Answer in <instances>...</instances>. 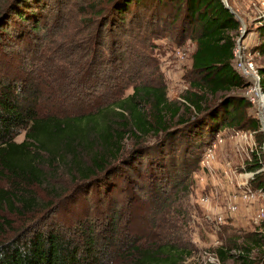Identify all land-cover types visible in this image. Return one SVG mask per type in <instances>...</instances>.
I'll list each match as a JSON object with an SVG mask.
<instances>
[{
	"label": "rangeland",
	"instance_id": "obj_1",
	"mask_svg": "<svg viewBox=\"0 0 264 264\" xmlns=\"http://www.w3.org/2000/svg\"><path fill=\"white\" fill-rule=\"evenodd\" d=\"M16 1L0 0V83H4V79L14 82L31 79V85L26 83L30 95L26 94L29 101L25 107L29 105L40 116L84 115L104 108L112 99L129 96L136 84L163 86L168 101L182 104V97L189 90L195 42L189 34L182 32L179 21L176 24L170 22V7L160 10V21L145 20L143 11L138 12L137 18L128 15L126 32L121 35L124 37L121 41L126 42L125 54L121 63L108 64L111 47L114 48L113 43L117 42V37L109 36V32L119 35L120 31L112 23L101 30L98 17L90 16L105 8L106 0H46L48 8L40 11L37 7L44 0L29 5L23 3L21 10L29 8L32 14L39 13L38 32H33L30 22L17 21L12 11L13 6L18 5ZM89 2L97 3V8L89 9L84 17L87 21L82 22L78 12ZM227 4L242 24V41L238 44L237 40L239 53L234 65L242 75L252 79L239 70V66L251 64V69L257 71L264 65V55L254 51L264 43V0H227ZM53 10H62L64 18H59ZM91 21L96 24L90 26ZM88 26L94 29L87 30ZM96 32L102 37L100 46L94 50L92 42L90 45L86 40L93 39L92 34ZM25 33L28 34L26 40H17ZM103 59L107 62L102 63ZM97 74L103 85L90 94L87 87L90 85L91 88ZM249 91L250 88L243 91L249 102L246 119H257L262 131L259 121L261 102L260 99L257 102L254 93L247 94ZM235 133L240 134L236 136ZM12 136L20 143L24 133L16 131ZM155 140L151 138L143 144H153ZM259 140L251 126L243 124L239 128L221 130L203 147L196 171L189 175L184 185L164 196L167 197L164 203L171 206L173 218L182 227L180 234L167 229L162 231L150 224L157 219L153 211H146L150 207V180L139 179L138 186H134L135 174L125 170L118 161L112 163L110 173L107 172L110 176L102 175V179L82 185L81 180L69 173L66 165L69 159L65 157L64 161L58 159L52 167H40L45 174L43 184L21 186L19 191L36 202L31 212L19 207L18 212L0 208V219L11 224L10 229L0 235V243L17 237L23 239L30 230L53 227L66 236H93L101 244H98L99 251L108 242L101 237L109 236L110 231L114 235L116 231L114 241L108 246L114 253H103V246L100 250L103 255L97 253L99 262L128 264L121 261L127 256L122 241L137 239L143 246L155 242L158 245L173 243L184 248L190 255L181 264H239L231 257L222 262L217 251L222 248L227 249L228 254L238 253L234 247L240 245L245 236L256 234L258 237L264 232V190L256 186V177L248 168L256 158L264 169V143L260 146ZM135 145L131 137L125 140L123 160ZM209 150H212L210 157ZM139 163L138 167L143 171ZM124 172L129 177V184L121 177ZM261 182H264V170ZM11 188L9 181L0 179V189ZM244 189H249L253 196L242 197ZM252 255L255 260L264 259V250H254Z\"/></svg>",
	"mask_w": 264,
	"mask_h": 264
},
{
	"label": "trees",
	"instance_id": "obj_2",
	"mask_svg": "<svg viewBox=\"0 0 264 264\" xmlns=\"http://www.w3.org/2000/svg\"><path fill=\"white\" fill-rule=\"evenodd\" d=\"M36 1L17 0L18 5H12L17 21L30 22L33 32L40 30L39 13L32 14L29 8L21 10L20 6ZM85 6L78 12L82 22L87 21L84 17L89 9L97 8V3L89 2ZM166 7L172 10L170 22L176 24L179 21L182 32L189 34L195 42L189 90L183 95L182 104L168 101L163 86L136 84L129 96L112 99L104 108L92 113L62 118L40 116L29 105L25 107L29 101L26 94L30 95L26 83L31 85V79H22V82L4 79L5 82L0 83V179L9 181L13 187L0 189V208L18 212L19 207L31 212L36 202L19 191L21 186L28 188L43 184L45 174L40 167H52L58 159H69L66 161L69 173L81 180L79 183L82 185L102 179V175L110 176L112 163L120 161L125 170L135 174L134 186H138L139 179L150 180V207L146 211H153L157 217L154 223L150 222L152 227L180 234L182 227L173 218L171 206L164 203L167 200L164 196L184 185L189 175L196 171L203 147L221 130L239 128L243 124L251 126L258 134L260 146H263L264 134L258 120L246 119L245 113L249 102L243 91L251 88L254 80L242 75L234 65V51L241 37L242 24L235 11H229L221 0H106L105 8L97 13L94 11L90 16L98 17L101 30L112 23L120 33L114 35L109 32V36L117 37L118 43L114 41V48L110 46L109 61L103 59L101 62L121 63L126 47L121 35L126 32L128 15L137 18L138 12L143 11L145 20L160 21V10ZM37 8L38 11L48 8L47 1L39 3ZM54 13L61 19L64 16L62 10ZM129 20L132 22L133 19ZM95 22L91 21L89 25L94 26ZM86 29L94 28L88 26ZM27 35L25 33L17 40H26ZM92 36L93 39L87 38L86 42L91 45V41L96 50L102 36L97 32ZM34 43L36 45L37 42ZM254 51L264 55V43ZM49 70L51 68L47 73ZM54 74L57 76L56 68ZM257 75L264 93V65L257 68ZM97 76L91 88L90 85L87 87L90 94L103 85ZM16 131L24 133L20 143L12 138ZM128 137L137 145L123 160L122 151ZM151 138H156L155 143L143 144ZM131 154L132 157L128 156ZM254 161L248 168L256 177V186L264 190V182H261L263 171L259 172L263 165L256 158ZM124 173L121 177L128 183L129 177ZM10 226L6 219H0V235H4ZM116 234V231L114 235L110 231L109 236L101 237L108 242L103 245L105 249L101 246L98 251L101 244L93 236H66L53 227L30 230L23 239L17 237L0 243V264H105L98 261L97 253L102 247L103 253H114L108 246ZM138 241H122L127 256L121 261L128 264H181L190 255L173 243L158 245L153 242L143 246ZM234 248L238 253L233 255L228 254L227 249H218L219 259L224 262L231 257L239 264H264L262 257L255 260L252 255L254 250H264V232L258 237L256 234L245 236L242 243Z\"/></svg>",
	"mask_w": 264,
	"mask_h": 264
},
{
	"label": "built area",
	"instance_id": "obj_3",
	"mask_svg": "<svg viewBox=\"0 0 264 264\" xmlns=\"http://www.w3.org/2000/svg\"><path fill=\"white\" fill-rule=\"evenodd\" d=\"M237 53H239L238 52V49H237V47L235 48V51H234V55H235V57H236V54ZM240 68H239V70H242V72H243V69H248V70H250V71H252V75H247V74H245V75H247V76H251L252 78H253V80H254V85H253V88L251 89L250 88V91L249 92H247V94H255V97H256V99H257V102H259V99L262 101V97H261V94H262V90H261V88H260V85H259V76L257 75V71H254V70H252L251 68H252V65L251 64H249L248 65V67L246 66V65H240L239 66ZM264 94V93H263ZM253 100H255V98L254 99H252V101ZM261 107H262V109L259 111V114L261 113H264V106H263V102H262V104H261ZM240 133H235V135L236 136H238ZM212 153V150H209V152H208V157H210L209 155ZM242 197H244L245 199H248V198H250L251 196H253V194H252V192L249 190V189H244V191L242 192Z\"/></svg>",
	"mask_w": 264,
	"mask_h": 264
},
{
	"label": "water",
	"instance_id": "obj_4",
	"mask_svg": "<svg viewBox=\"0 0 264 264\" xmlns=\"http://www.w3.org/2000/svg\"><path fill=\"white\" fill-rule=\"evenodd\" d=\"M222 1V3L224 4V6L229 10V11H231L232 12V9L228 6V4H227V0H221ZM242 41V36L239 38V40H238V44L240 43ZM261 97H262V101H263V106H264V94H263V92H262V94H261ZM262 118H263V116H262V114L260 113L259 114V121H260V123H261V128H262V131H263V134H264V124L262 123ZM264 169H261L259 172H261V171H263Z\"/></svg>",
	"mask_w": 264,
	"mask_h": 264
},
{
	"label": "bare ground",
	"instance_id": "obj_5",
	"mask_svg": "<svg viewBox=\"0 0 264 264\" xmlns=\"http://www.w3.org/2000/svg\"><path fill=\"white\" fill-rule=\"evenodd\" d=\"M243 72H244L245 74H247V75H252V74H250V73L247 71V69H243ZM260 102H261V104H262L263 101L260 100ZM262 116H263V118H262V123L264 124V113H262Z\"/></svg>",
	"mask_w": 264,
	"mask_h": 264
}]
</instances>
